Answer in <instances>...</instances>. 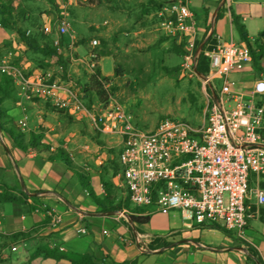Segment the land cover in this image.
<instances>
[{
	"label": "built area",
	"instance_id": "obj_1",
	"mask_svg": "<svg viewBox=\"0 0 264 264\" xmlns=\"http://www.w3.org/2000/svg\"><path fill=\"white\" fill-rule=\"evenodd\" d=\"M230 1L222 0V4ZM159 16L165 35L182 47V69L195 73L209 89L198 125L166 115L152 129H141L117 100L87 104L51 74L27 73L9 55L0 58V73L11 78L19 95L42 98L55 109L85 118L96 133L116 137L120 145L116 176L134 205L177 209L192 223H218L245 238L251 216L250 184L264 176V76L253 81L249 92L234 90L232 74L250 64V49L233 39L220 41L216 34L215 48L207 52L209 72H197L199 46L213 29L203 39L198 36L196 16L184 0L164 4ZM43 32L52 35L53 45L60 49L62 36L73 37L74 28L63 13L54 26L44 25ZM97 44L98 39L93 38L92 47ZM88 66L93 69L94 60ZM217 78L220 87L213 83ZM27 119L24 113L18 127H26ZM254 198L257 204L264 203V188L258 182ZM119 212L127 216L125 210ZM77 232L86 233V226L80 224ZM134 240L140 253L160 250L150 249L140 235Z\"/></svg>",
	"mask_w": 264,
	"mask_h": 264
},
{
	"label": "rangeland",
	"instance_id": "obj_2",
	"mask_svg": "<svg viewBox=\"0 0 264 264\" xmlns=\"http://www.w3.org/2000/svg\"><path fill=\"white\" fill-rule=\"evenodd\" d=\"M245 1L264 4V0ZM9 2L17 7L20 13L23 10L30 17V21L23 23L21 28L30 29L31 32L37 31L35 35L39 42H45L50 37L42 34V27L46 24L54 26L63 13H67L72 22L74 34L73 37L62 36L63 45L59 49L60 55H44L26 47L23 48L21 42L17 40L15 31L0 26V33H2L0 58L3 55H9L10 60L27 73L32 71L49 73L52 79L68 86L78 94L80 91L84 92V97L88 99H95L98 96L97 93L95 95L98 87L90 82V74L98 66L103 78L102 86L99 87L103 95L107 99L122 103L132 115L135 125L141 129H152L166 115L184 119L193 125L201 122L205 112V96L209 90L195 73L185 72L182 69V54L176 43L164 33L159 11L161 6L171 2L170 0H72L71 3L68 0H9ZM252 14L258 22L264 20L260 19L264 18V14L259 5H256ZM12 32L15 33L13 37ZM93 38L98 39L95 47L91 45ZM79 40H84L85 43L78 45ZM102 51L106 54L98 56ZM254 51L260 50L256 47ZM92 53L96 57L91 56ZM92 60L96 65L93 69L88 66V62L91 63ZM241 70L240 74H232V78L236 79L235 85L239 91L249 92L251 84L261 75V72L246 63ZM213 83L217 87L221 86V80L218 78ZM24 98L28 100L24 102L26 110L24 106L20 108L17 106L20 97L15 87L13 97L4 102V110L12 116L13 124L17 127L18 120L24 113L27 114V126L23 128L27 135L36 126L38 116L41 115L49 124L48 127L37 128L40 133L51 127L58 133L76 131L81 143L103 142L108 147L106 150L109 153L118 155L117 148L111 147L116 143V137L96 133L90 128L85 118L69 113L56 115L53 110L58 109L42 98H31V100ZM31 102L36 107L31 105ZM39 109L43 110V114ZM45 110L51 112L48 113ZM5 117L4 115L3 118ZM4 140L0 130L1 152L5 151ZM257 182L261 186L264 176L251 182L250 198H254ZM20 188L22 183L13 167H4L0 162V196L23 198ZM114 191L115 189L109 186V194ZM114 196L117 197L116 202L130 209L149 210L153 207L152 205L136 207L128 199L124 188H121ZM8 206L10 205L7 204V208ZM119 211L115 210L116 214L126 217ZM159 237L162 240L157 244L160 245L159 251L140 253L137 249L138 255L143 257L145 264H181L180 252L175 256L176 250L171 249L172 242L166 237ZM153 238L154 236H151L143 240L147 243ZM9 240L0 236V262L4 261L5 253L9 251H2V248L10 243ZM167 241L170 242L168 245L164 243ZM135 261L136 258L127 260L125 264H134ZM108 264L124 263L110 262Z\"/></svg>",
	"mask_w": 264,
	"mask_h": 264
},
{
	"label": "crops",
	"instance_id": "obj_3",
	"mask_svg": "<svg viewBox=\"0 0 264 264\" xmlns=\"http://www.w3.org/2000/svg\"><path fill=\"white\" fill-rule=\"evenodd\" d=\"M184 1L196 16L198 36H202L210 24L220 41H239L238 32L230 16L229 8H232L240 16L249 38H257L263 33L261 41L264 43V20L258 22L252 14L256 5L262 8L264 14V4L231 0L224 5L223 10L220 9L222 0ZM12 33L13 37L15 33ZM262 62L264 64V59ZM240 71L237 73L240 74ZM261 75L264 76V72H261ZM233 89L238 90L236 85ZM18 96L20 99L17 106H24L26 110L24 102L28 100L19 94ZM30 104L35 106L32 102ZM39 111L43 114L42 109ZM53 112L56 115L68 113L55 110ZM48 124L46 119L39 115L36 126L30 133L38 134L39 141L47 144L49 151L54 152L62 148L68 153L74 163L88 172L89 182L98 196L107 195L109 186L115 189L111 192L112 195L124 188L116 176L117 172L112 174L108 160L116 159V154L109 153L106 144L93 141L81 143L76 131L58 133L51 127L41 134L37 130L40 127H48ZM22 131L27 137L30 135H27L24 129ZM4 139L5 151H0V162L4 167H13L22 182V190L28 197L24 199L26 204L0 201V233L10 235L25 232L27 236L2 248V251H9L5 253L4 261L0 264H70L64 258L54 259L34 253L42 246L56 247L62 251H93L96 249L95 244L108 256V263H121L136 258V264H145L143 257L137 253L136 244L133 243L136 235L144 237V240L151 236L166 237L172 242L171 249L176 250L175 256L180 252L181 264H257L249 246H252L264 264V203L257 204L254 198L249 200L251 216L245 238H240L231 231L224 232L216 226L197 225L186 220L177 209L158 210L154 205L149 210L144 208L145 214L150 215L149 221L137 225L130 222L127 216L122 217L115 211H101L82 188L76 175L61 160H48L45 150L30 149L24 152L15 147L8 136L4 135ZM112 146L119 151L117 138ZM32 197H35V200ZM7 204L10 205L8 208ZM27 205L34 207L28 209ZM80 224L86 226V233L77 232Z\"/></svg>",
	"mask_w": 264,
	"mask_h": 264
},
{
	"label": "trees",
	"instance_id": "obj_4",
	"mask_svg": "<svg viewBox=\"0 0 264 264\" xmlns=\"http://www.w3.org/2000/svg\"><path fill=\"white\" fill-rule=\"evenodd\" d=\"M169 3V2H168ZM167 4V3H166ZM164 5V4H163ZM162 5V6H163ZM161 6V7H162ZM220 9L224 10V4L220 7ZM230 10V16L233 23L234 28L238 32L240 42L246 44L251 53V62L250 66H253L257 69V71L262 72L264 64V43L261 41V37L263 36V33H260V35L255 38L253 41L249 38L247 30L245 28V25L240 19V16L234 12L232 8H229ZM220 11L217 13V17L219 16ZM30 21V17L26 15V12L21 10V13L18 11L17 7H15L13 4H10L9 0H0V26H2L5 29H10L15 31L17 35V40L21 42V44L33 51L40 52L44 55H60L61 50L57 49L53 43H52V36L47 35L43 32L42 27V34L48 37V40L45 42H39L37 39V36L35 35L36 32H31L30 29H23L21 28V25L23 23H26ZM210 29V24L205 28L204 34L202 35V39L206 36L208 30ZM201 39V40H202ZM201 40L197 41V44L201 42ZM62 45H63V40ZM85 42L84 40H79L77 42L78 45H83ZM176 43V42H175ZM216 43V39L214 38V31L207 37L206 41L204 42L202 49L199 53L197 63H196V71L202 74H206L209 72V58L207 55L208 51H211L214 49V45ZM177 48L183 54L182 47L179 44H176ZM259 48V52L254 51L255 48ZM103 54H106L105 52H101L98 56H101ZM97 59V58H96ZM102 79L101 78V70L98 66H96L93 73L90 74V82H92L93 85H95L97 90H95L98 96H96L95 99L91 98H85L84 92H79V95L81 99L87 103L91 104L95 100H99L101 102H106L108 99L106 96L103 95L100 88L102 86ZM15 89V86L11 80L10 77L6 76L5 74L0 73V130L2 135H6L10 138L12 143L15 147L18 149L27 152L30 149H45L46 150V157L48 160H54L59 159L61 160L68 169H70L77 177L80 185L84 190L87 191L90 198L100 207L101 211L103 212H109V211H115V210H125L127 213L128 219L137 225L147 223L150 219L149 214H145L144 209L140 208H134L130 209L129 207H123V204H120V202H116V196L112 195L111 193L105 195L104 197L98 196L94 190L92 185L89 182V174L88 172L73 162V160L69 157L68 153H66L62 148H58L56 151L52 152L49 151V146L45 143H42L38 139V134L31 132L30 135L27 137L24 132L18 128L15 124H13V118L11 115L8 114V111L5 112L4 110V102L7 99H10L13 97V91ZM209 90V89H208ZM59 112H63L62 110H57ZM6 116L3 118V116ZM109 166L111 167L112 174H115L120 169V164L118 161V155L116 154V159H110L108 160ZM261 187L264 188V182L261 183ZM21 189V190H20ZM20 193L23 196V198H14L9 196H0V201H16L22 204H26L25 198L28 197V195L20 188ZM126 195L129 199L128 192L125 190ZM112 195V196H111ZM32 199L35 200V197H32ZM130 200V199H129ZM34 206L27 205L28 209H32ZM140 207V206H136ZM248 211H251V206H248ZM128 223V222H126ZM208 226H216L223 230L224 232H229L227 229H225L223 226H221L218 223H212L207 224ZM0 236L3 238L10 239V242H14L18 240L19 238H23L27 236V233L25 232H15L10 235H4L0 233ZM161 237H154L148 244V247L150 249H157L160 248V245H157L159 242H161ZM166 245H168L170 242H164ZM96 245V249L93 251H85V252H75V251H62L58 248H50L48 246H42L39 247L34 255L37 254H43L44 256L51 257L54 259H67L70 264H108L106 259H108V256L103 254L99 250V245ZM250 253L254 256L255 261L257 264H263L261 258L257 255L256 251L252 248V246H249ZM115 263V262H114ZM121 263H127V261L121 262ZM136 264V261L134 262Z\"/></svg>",
	"mask_w": 264,
	"mask_h": 264
},
{
	"label": "water",
	"instance_id": "obj_5",
	"mask_svg": "<svg viewBox=\"0 0 264 264\" xmlns=\"http://www.w3.org/2000/svg\"><path fill=\"white\" fill-rule=\"evenodd\" d=\"M202 45H203V42L200 44V46H199V49H201L202 48ZM22 183V182H21ZM130 221V220H129ZM131 222V221H130Z\"/></svg>",
	"mask_w": 264,
	"mask_h": 264
}]
</instances>
